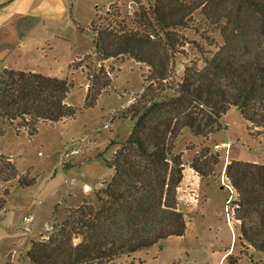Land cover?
I'll return each mask as SVG.
<instances>
[{
  "label": "trees",
  "instance_id": "obj_1",
  "mask_svg": "<svg viewBox=\"0 0 264 264\" xmlns=\"http://www.w3.org/2000/svg\"><path fill=\"white\" fill-rule=\"evenodd\" d=\"M138 16L135 29L104 28L92 42L103 60L127 55L151 74V83L123 114L132 127L111 160L113 176L94 194L95 204L84 198L45 239L31 242L30 264H115L183 237L187 222L177 190L184 163L174 150L176 139L188 131L207 140L222 129L232 107L251 131L264 130V0H155L140 7ZM196 16L221 44L177 74L170 63L176 32L193 26ZM71 88L67 80L4 68L0 118L18 121L31 134L39 124L74 118L75 108L66 103ZM210 161L203 151L189 167L204 178L217 164ZM225 178L237 194L240 240L264 253V165L231 161Z\"/></svg>",
  "mask_w": 264,
  "mask_h": 264
},
{
  "label": "rangeland",
  "instance_id": "obj_2",
  "mask_svg": "<svg viewBox=\"0 0 264 264\" xmlns=\"http://www.w3.org/2000/svg\"><path fill=\"white\" fill-rule=\"evenodd\" d=\"M154 1L59 0V8L56 3L46 6L43 16L32 20L35 29L29 34H8L0 43V70L3 65L17 71L40 67L67 80L72 88L66 103L76 110L74 118L39 124L35 134L18 121L0 118V264H30L26 253L31 242L45 239L84 198L95 204L94 194L111 180V160L132 127L123 114L151 83V74L147 65L127 55L103 60L92 42L104 28L135 29L139 8H149ZM4 15L0 12V19ZM200 20L196 16L193 26L176 32L178 44L170 63L177 74L221 44L216 34L205 32ZM221 125L207 140L183 131L175 141L174 150L186 169L177 190L178 207L187 222L185 235L115 264H264V253L240 240L237 194L223 185L225 166L231 161L264 165V130L251 131L234 107L223 115ZM80 139L85 142L79 155L58 166L63 148ZM216 144L230 149L215 151ZM203 151L217 164L200 178L189 166ZM24 215L32 217L30 232L14 228Z\"/></svg>",
  "mask_w": 264,
  "mask_h": 264
},
{
  "label": "crops",
  "instance_id": "obj_3",
  "mask_svg": "<svg viewBox=\"0 0 264 264\" xmlns=\"http://www.w3.org/2000/svg\"><path fill=\"white\" fill-rule=\"evenodd\" d=\"M19 1L21 4L16 5L18 0H0V12L4 11L5 14L4 17L0 19V43L7 41L6 37H8V34L13 37L17 35L25 36L27 33L29 34V32L35 29L32 20L40 19V17L43 16L42 13H44L45 8L47 9V7L52 6L53 3H56L59 8V0H48V4L45 3L46 0ZM30 20L31 22H29ZM9 27L12 28L11 31L9 30ZM4 68L13 69L11 66L6 65H3L2 69ZM24 72L40 73L45 76L53 77L50 73L43 69L41 70L40 67L37 69H28ZM185 170L186 169L183 170V175ZM197 178L199 179V177ZM183 179L181 184L183 183ZM85 187L87 190L90 189L87 185ZM56 192H58V190H56Z\"/></svg>",
  "mask_w": 264,
  "mask_h": 264
},
{
  "label": "built area",
  "instance_id": "obj_4",
  "mask_svg": "<svg viewBox=\"0 0 264 264\" xmlns=\"http://www.w3.org/2000/svg\"><path fill=\"white\" fill-rule=\"evenodd\" d=\"M104 127L106 128L107 125H105ZM83 142H85V139H80L78 141H73L70 144H68L66 147H64L61 153L58 155V166H62L65 160H69L73 157L78 156L80 153L79 147ZM229 149H230V145L228 144L214 145L215 151L225 150V152H228ZM225 180L226 183L223 182L224 188L228 192L233 193V189L230 186L229 181L226 178ZM229 203L230 201L226 202V207ZM31 222H32V217L29 215H24L18 221L15 222L14 228L17 229L18 231L30 232Z\"/></svg>",
  "mask_w": 264,
  "mask_h": 264
}]
</instances>
